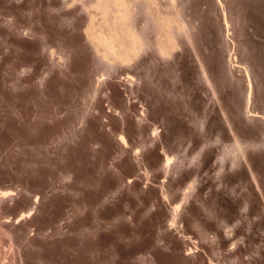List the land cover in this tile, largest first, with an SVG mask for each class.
Segmentation results:
<instances>
[{
	"label": "rangeland",
	"instance_id": "1",
	"mask_svg": "<svg viewBox=\"0 0 264 264\" xmlns=\"http://www.w3.org/2000/svg\"><path fill=\"white\" fill-rule=\"evenodd\" d=\"M101 1L0 0V264H264V0Z\"/></svg>",
	"mask_w": 264,
	"mask_h": 264
},
{
	"label": "bare ground",
	"instance_id": "2",
	"mask_svg": "<svg viewBox=\"0 0 264 264\" xmlns=\"http://www.w3.org/2000/svg\"><path fill=\"white\" fill-rule=\"evenodd\" d=\"M129 2L127 0H102L99 4L105 15V17L101 18L103 22H99L103 23L104 27L100 29V27L97 25L99 27L98 30L92 31V37H90L93 38L96 44L100 47L101 51L103 52L102 56L106 57L105 59L107 60H110V58H118L123 60L127 58L129 59L134 52H137L135 50H137V48L140 46L141 41L142 43L144 42L139 38V36H137L135 33L136 31L134 32L129 24L130 21H128V18L131 17H129V14L131 15V8L129 9L128 5ZM113 8H117L118 12L116 13V10L114 11ZM171 18L164 15L157 16V20L163 28V38H161L163 39V42H161L164 43L163 47H159L160 50H162V52H166V54L169 49L171 50L174 46H176L174 40L176 38H174L175 33L173 28H175L176 32H182V30H184V25H182L184 23H182L183 20L181 21L180 19L179 21L178 19L176 20L175 18ZM92 28L95 29L96 27ZM160 45L162 46V44ZM247 73L248 76H250L249 71ZM122 142L126 143V139L124 137H122ZM165 160V164L169 168L171 158L167 156ZM178 205L179 204H177L175 207L178 208Z\"/></svg>",
	"mask_w": 264,
	"mask_h": 264
}]
</instances>
